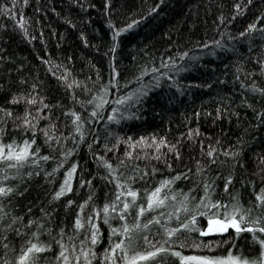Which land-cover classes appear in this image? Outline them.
<instances>
[{"label":"trees","instance_id":"obj_1","mask_svg":"<svg viewBox=\"0 0 264 264\" xmlns=\"http://www.w3.org/2000/svg\"><path fill=\"white\" fill-rule=\"evenodd\" d=\"M25 142L22 166L0 160V187L13 189L0 195V264H20L29 241L45 249L28 264H66L62 250L67 264H85L83 252L89 264H123L111 248L134 223L151 242L135 251L264 259L256 224L238 236L180 228L197 205L223 217L202 206L206 184L213 203L235 197L264 226V0H0V147ZM162 181L167 199L148 209ZM166 262L181 264L171 252Z\"/></svg>","mask_w":264,"mask_h":264},{"label":"snow or ice","instance_id":"obj_2","mask_svg":"<svg viewBox=\"0 0 264 264\" xmlns=\"http://www.w3.org/2000/svg\"><path fill=\"white\" fill-rule=\"evenodd\" d=\"M250 27H252L250 25ZM129 99V97H124L121 100L117 101V104L123 103L124 100ZM35 101H29V103H34ZM101 102L102 98H101ZM99 107V105H97ZM113 111H117V109H113ZM8 115H11V113H7ZM96 113H93V115H95ZM73 115H75V113H73ZM25 116H27V113L25 114ZM109 119H114V117H109ZM24 124H29V121L27 118H25L23 120ZM77 131H79V128H77ZM47 135V134H46ZM50 138V137H49ZM143 139V138H141ZM161 143H163V140H161ZM8 151L5 154L4 151V147H0V160H4V161H16V164H12L9 163L7 166L9 168H13L16 167L17 165L22 166V163L29 157L30 153L28 151V144L27 142H25V145L23 147L20 148L19 151H16L13 149L12 145H7L6 146ZM157 147H159V145H157ZM171 150V149H170ZM128 155H131L130 153H128ZM179 155V153H177V156ZM209 156L212 155V152L209 151L208 153ZM45 159H47V157H45ZM110 169H111V165H107ZM200 169H198L199 171ZM71 176V171L69 172V177ZM131 179V178H129ZM231 178L229 177V180ZM68 183V180H65V185ZM169 181H162L161 182V186L160 187H156L151 193L147 194V206L148 209H153L155 207H159L161 205H164V201L165 199H167V197L161 198L160 193H161V187H163L164 185L168 184ZM61 186V191L57 192L55 195L56 196H60L63 191H64V186ZM120 184L118 183L117 187H119ZM209 188L210 185H205L204 186V196L201 197V204L202 206L207 209L209 207L211 208H216L217 210L223 208L224 212H223V217L221 218V215L219 213V211L217 212H199L198 209L201 205H197V210L195 212V215L190 217V221L189 222H184L180 224V228L183 229H187L189 231L191 230H195L198 232H202V234H221V233H226L228 232L229 228L233 229L235 234L238 236L241 232L244 231H248L250 233H254L256 231V229L252 228V227H247L244 228L242 227L243 224H256L258 226V231L260 233H264V226H259V221L261 219V217H257L256 219L252 220V221H248L246 219V217L248 215H250L251 213V208L245 209L237 200L235 197H233V203L231 205V207H227L225 205H223L220 201H215V203H213L210 199V192H209ZM225 189H227V184L225 185ZM13 192L12 188H5V187H0V195H5L7 196L9 193ZM124 195L127 196H131L133 201L136 200V196L137 193L134 190L128 189L126 192L123 193ZM257 200L261 201L262 203H264V188L261 189V193L259 195H257ZM117 199H119V197H117ZM173 199H175V197H173ZM184 200L187 201L188 200V195L184 194ZM207 201V203H204V201ZM181 206L184 208L185 211H188L186 204H184L182 202ZM130 207V204L128 202H125L123 205L124 209H128ZM109 209V205H105L104 206V212L107 213ZM180 209L177 208L176 211L178 212ZM145 211V208L143 206H141L139 208V213L143 214ZM196 215H200V216H205L207 217V225L206 228L204 229H200L195 227L196 224V219L195 216ZM4 217L3 215H0V220H2ZM120 220H124L125 217L123 215H121L119 217ZM107 222V220H106ZM153 221L149 220L148 223L151 224ZM32 221H29V224H31ZM156 223H159V221L157 220ZM189 223L192 224V228H189ZM76 226L82 227V224L80 222L79 219L76 220ZM144 228H147L148 225L145 224L143 225ZM141 228V225L139 223H134L131 226L124 224L122 226V231H121V235L126 237V241L125 240H121L119 243H116L115 245L112 246L111 251L113 253H115L118 249L123 253L122 255V261L123 264H137L138 261H149V260H156L157 259V255L158 254H165V256L161 257L160 261H157V264H167L166 262V254L171 252V255L174 257H177L181 264H264V259H247V258H241L240 256H234L232 255L231 251H229V254L226 257H211V256H185L182 255L181 252L179 251H174L168 248L163 247V245H161L160 247H156L154 245H152V249L153 250H148V251H135V248L137 247V243L139 240H143V242L145 244H151L150 241H148L147 236H143V237H139L137 235H135L133 233V229H136L137 231ZM113 232L117 231L116 229H112ZM165 233L167 236H172L174 233H176L178 231V229L175 228H165ZM19 234V233H17ZM33 236H36L37 233H32ZM96 237H97V233L93 232L92 233V243L95 244L96 243ZM253 240H257L261 246V248H264V239H260L259 237L253 235ZM227 242V241H224ZM30 243V247L27 248L26 251L23 252V254L19 257L20 260V264H28V261L30 259L29 257V253H39L44 251L45 246L44 245H38L36 243H31V241H29ZM234 243V241H233ZM125 244L127 246H125ZM184 245L182 244L181 247H183ZM195 247H199V245H193ZM50 247V246H49ZM61 248L63 249L64 246L61 245ZM129 250H132V254L129 255ZM107 251V250H106ZM84 257H85V264H89L88 261V253L87 252H83ZM60 257L63 258V260L66 262L68 261V257L66 255H64V251L62 250L60 252ZM260 257H264V251H262L260 253ZM77 259H79L77 257ZM107 259L111 260L112 264H117V258L115 257V255L111 256V257H107ZM31 261L32 264H37L38 258L33 256L31 257ZM5 264H7V262H5Z\"/></svg>","mask_w":264,"mask_h":264},{"label":"water","instance_id":"obj_3","mask_svg":"<svg viewBox=\"0 0 264 264\" xmlns=\"http://www.w3.org/2000/svg\"><path fill=\"white\" fill-rule=\"evenodd\" d=\"M227 233V232H226ZM213 234H215V233H212V234H209V235H213Z\"/></svg>","mask_w":264,"mask_h":264}]
</instances>
